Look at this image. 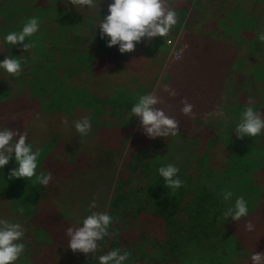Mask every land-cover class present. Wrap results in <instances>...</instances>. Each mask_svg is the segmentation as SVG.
Returning a JSON list of instances; mask_svg holds the SVG:
<instances>
[{
  "label": "trees",
  "instance_id": "trees-1",
  "mask_svg": "<svg viewBox=\"0 0 264 264\" xmlns=\"http://www.w3.org/2000/svg\"><path fill=\"white\" fill-rule=\"evenodd\" d=\"M8 1H11L12 4H20L22 9L29 13V17L33 16L35 10L37 12L43 11V9L39 7V5H41L40 3H42L39 2V0ZM2 2L6 3L5 0ZM104 2L106 1L101 0L99 3V0H96V3H99L98 15L101 20L107 14L108 3ZM191 2V0H188L187 5H190ZM228 3V6L224 3L223 6L229 10L228 13L234 12L235 14L234 17H229L231 21H228L227 24L222 26L225 33L230 32L228 35H235L232 29L234 24H236V17L246 15V12H249V3L252 4L253 2L249 0H230ZM57 4L59 6V8H57L58 11H60V9L69 10L64 12L60 11L61 14L59 15H62L60 23H62L63 27H71L73 20H75V25L79 26L80 29H95V25L98 21L97 10L82 9L78 6L74 7L72 10L70 6L67 7L68 4L62 5L61 2L58 3V0H56V5ZM15 7L18 6L14 5L12 7L14 15L20 13L19 9H15ZM45 8L46 5H44V10ZM56 16L57 14L55 17ZM261 17L264 19V15ZM43 18H45V15L39 16L41 29L38 32L39 37L37 41L43 40L45 34V38L48 39V42L53 44L55 41L54 38L57 39L58 36L51 33L53 31H49L48 27L46 28L45 23L42 21L44 20ZM243 18L245 17L243 16ZM53 21L55 22V19ZM13 23L19 24L18 22L16 23V19ZM262 24L258 27L257 31H263ZM5 25H7V20L4 22L0 21V35H2L3 30H5ZM96 32L99 34L98 26ZM47 34L50 38H47ZM66 38L68 39V36H66L65 33L62 38H59V41L64 43L61 44L59 48L56 46L53 48L51 47L53 50L52 54L63 47V52L58 54L62 55L65 53L64 56L68 55L72 57V59L70 58L67 62L68 64L66 66H61V62L54 60H49L50 62H47L45 58L42 59L41 67H48L49 71L45 73V77H41V67H37L38 64L36 66L33 65L31 83L28 87L23 86L21 82L13 84L14 81L11 78L6 80L11 83V86H8L5 85V82L2 80L3 77L0 79V120L10 129L21 132L25 131L28 120L27 117L30 114L29 110L39 102V100L38 102L33 100V98H36V92V96H39L41 99L42 106L47 98H49L46 107H43V112H55L58 110L68 114L70 110L80 106L85 108L86 111L91 112V114H88H90L89 118L92 127L86 137H81L72 127V124H69L65 129V133L63 132V137L65 136L66 139L70 141L68 146L64 145V139L57 134L61 127L57 130L53 126L54 128L52 130L50 129L46 134L44 133V135L40 136L43 139H41L39 143L34 144L32 141L28 140V142L33 144L34 149H40L37 172H43L45 174L51 173L52 179L47 186H42L37 183L35 177L31 179L16 178V181L15 179H9L8 170L15 166L14 162L10 160L9 164L0 172V194L10 198V208L12 209L13 206H15L14 210H17L16 206L18 205V200L16 199L19 197L14 195L13 191L27 181L31 196L22 199L24 203V206L21 207L23 208V215L34 217L32 219V224L36 225L35 228L42 230L45 228L52 237L59 240L65 235V229L72 226L68 221L70 217H77L79 223L80 219L86 214L85 210L88 209L89 202L93 198H96L98 193H101L102 197H100V199L98 198V200L95 199L96 208L90 209L89 211H107L106 207H109V205L117 207L114 205L113 200L115 199V203H121L123 205V210L124 208L126 210L128 209L129 213L134 214V212L137 211H147L148 213L160 214L162 210H154L152 204L149 205L147 210L141 207H132L130 204L132 201L127 200V198L131 197V193H128L130 196L125 193L128 191L127 188L129 186L127 185L129 181H125L123 178L125 175L122 176V173L128 172V170L133 172L135 168L137 169L139 167H143V169L146 168V170L148 167L151 168L152 166L157 168L163 165V162L173 163L180 169L178 175H186L184 172H188L190 168L194 167L195 171L191 176V182L194 180L196 183L200 182L205 185L199 187H202L205 191L202 190L201 192V190H199L196 194L197 198L209 195L210 191L221 193L223 189L230 188L234 192L233 200L236 196H243L245 198L248 203L249 215L241 218L239 221H233L231 218L225 220V218L222 217L224 218V222H227L226 228L228 237H223V240L219 239L217 241L214 237L208 236V234H204L205 236L200 237V235H196L194 234L195 232H192L191 229L193 228L189 227L192 224L191 219L194 220V216L191 215L190 208L187 210L184 207L185 209H180L178 213L177 211L172 212L169 214L171 218H168V222L165 223V232H167V236L169 237H165V241L162 242L155 241L152 251L148 253H144L143 248H141V250L136 249L137 251L133 253V256H139L137 261H141L140 264H142L143 260L140 258H143L144 255H146L147 262L150 264H184V261L191 258L195 252L206 254V264H224L225 259H229L232 256L237 257L239 256L238 254L245 250L243 249V244L238 247L240 240L236 234H242L248 242H251V245L255 244L256 247L260 246V240H256L258 231L256 232V229L251 232L245 231L244 224L246 220H251L258 229L264 231V145H260L257 141V137L251 138L245 136L238 139L235 133L231 132L237 114L248 103L250 98H245L244 95H240L234 100L226 99V102L221 107L225 111L226 119L220 120L219 118L209 116L207 124L198 137H189L187 135L181 137L178 134L177 136H179V138L177 140H175L177 136H170L158 138V141L154 143L152 138H148L143 134L136 117H132L128 120L127 112H129L133 102H131L127 96V91L132 89L129 88V83L127 85V69L125 71L121 70V66L127 64L128 59L122 56L119 57V55L123 54H120L118 50L109 51L102 45L99 46L101 49H99L98 52L76 51V47H69V40H63ZM252 39L253 41L251 40L249 43L250 48H257L259 42L255 39V36ZM35 44H37V42L32 43V46L38 50L39 47ZM257 60H260V58L257 57ZM77 62L78 64H76ZM59 69L62 72H59ZM262 71H264V67H261L260 63L252 72L253 77H255V75L257 76L258 73ZM74 73L76 75H73ZM0 74L4 75V73ZM61 76L65 78H74L73 84H76V86H73L68 92L61 91L58 87L60 84L65 83L64 78ZM120 78L121 86L117 88L113 87L110 97L99 98L89 93L90 96L87 94L88 89L86 85H90L91 81L93 84L96 83V81L98 82L100 91L103 85H105V87L114 85L113 80H120ZM263 80L264 77L261 81L264 82ZM140 81L141 80H139V83ZM35 82H37V85L39 82L40 85L37 89V85L34 84ZM79 83H81V85ZM123 89H125V91H123ZM87 97L89 100H87ZM93 99H102L101 101L103 104L96 106V102ZM123 100L126 102L124 103ZM251 100L255 109L260 111L262 116H264V106L259 105L253 99ZM59 125L60 124L56 125V127ZM55 130H57V133L52 134V131ZM134 130H136V133ZM137 133H139L137 136L133 135ZM226 133H232L236 139V142L233 140L230 142L231 147L224 144L227 139L225 137ZM27 134L30 136V133L27 132ZM261 135H264V133ZM139 138L140 142L138 143ZM148 139L152 140L153 144L148 145V147L145 145L141 146L142 141ZM176 141L179 142L175 143ZM47 142H50L51 146L50 143ZM127 142L128 148L127 150H123ZM44 143L47 144L42 145ZM90 145L96 147L94 153H92L94 150L90 149ZM112 147L116 150L117 155L114 154ZM216 147L221 151L220 163L216 162V152L213 151ZM122 150L123 156H121ZM137 152H139L140 160L131 163L135 160V158L132 157L133 154ZM110 155L115 159L114 161L112 159L113 162L110 159ZM129 157L132 158L130 159ZM142 159H144V161ZM102 167L105 169L109 167L111 171H105ZM109 173L110 175L112 174L111 177ZM95 174L103 175V177L95 176ZM147 176L151 178L150 183L152 186H156V189L157 186H160L166 192L170 190L164 186L162 178L156 174V171H152L151 173L148 172ZM18 182L20 183L17 184ZM149 188L151 189V191L149 190V195L156 191V189H153L151 186H149ZM51 190L61 192L60 196L53 204L44 200L46 196L45 193ZM220 196L221 195L216 199L212 198L214 199V205L228 203L222 198H219ZM189 202L190 201H188V203ZM168 203L171 205L172 211L176 203H180L178 200L175 201V192L172 193ZM128 205L132 208L125 207ZM36 206L41 209L38 213H34ZM195 206L196 204L192 206V209H194ZM32 207L33 210L31 209ZM157 211H159V213H157ZM204 218L205 215L202 213L201 220ZM228 222H230L232 226L228 227ZM207 227H210V224L204 225V229L200 228V230L203 231ZM235 229L242 233H236ZM230 232L232 234H230ZM254 235L256 241H253ZM170 237L174 238L171 239ZM224 241H234V244L232 247L227 248ZM101 242L102 240L98 243ZM127 249L128 252L133 251L131 246H128ZM210 249L211 251L207 253ZM42 256L44 257V255ZM79 258L81 259V256H79ZM81 261L84 264H92L91 259H83L82 257ZM137 261L134 260V263L138 264ZM235 262L238 264L237 260H235ZM228 263H230L229 260Z\"/></svg>",
  "mask_w": 264,
  "mask_h": 264
},
{
  "label": "rangeland",
  "instance_id": "rangeland-1",
  "mask_svg": "<svg viewBox=\"0 0 264 264\" xmlns=\"http://www.w3.org/2000/svg\"><path fill=\"white\" fill-rule=\"evenodd\" d=\"M2 1L3 0H0V21L4 22L5 20H7V25H5L6 28L5 30H3L2 35H0V60H2L5 55L9 57H16L18 60L21 61L23 69V71L15 77L6 73H4V75L0 74V79L3 77L2 80L5 82V85L11 86V83L9 81H6L7 79L11 78L14 81L13 84L21 82L23 86L28 87V85H30L31 83V71L33 65L36 66L38 64L37 67L40 68L41 63L43 61L42 59L44 58L47 62H50L49 60H54L57 62H61V66H66L68 64L67 62L70 58L72 59V57L68 55L64 56L65 53H63L62 55L58 54L63 52V47L60 48L54 54H52L53 50L51 49V47L53 48L54 46L59 48L61 44L64 43L60 42L59 38H62L65 33L66 36H68V39L66 38L63 40H69V47H76V51L79 52H81L82 50L84 52H98V50L101 49V47L99 48V46L101 45L109 51L117 50L116 46L106 47L105 40L107 38H105L104 40L100 39V35L98 34V32L95 31V29H80L79 26L75 25V20H73V24L71 27H63L62 23H60L62 15L59 14H61V12L69 10L60 9L61 12L58 11L57 8H59V6L58 4L56 5V0H39V2H42L40 3L41 5H39V7H41L43 11L37 12L35 10L33 13V16L38 17L40 15H45V18H43L44 20L42 21L45 23L46 28L48 27L49 31H53L51 33H54L56 34V36H58L57 39L54 38L55 41L53 42V44L48 42V39L45 38V34L43 40L37 41V38L39 37V33H37L29 39L31 43L37 42V44L35 45L39 47L38 50H36L35 47L32 46L29 50L23 52V49L20 45H17L11 49L10 45L3 43V33H7L13 30H19L20 26L26 20L25 18L29 17V13H27L26 10L22 9L21 5L18 3L12 4V2L8 0H5L6 3ZM105 1L106 2L104 3L110 2V0ZM187 1L188 0H167L168 5L174 7L178 13L177 25L171 30L168 37H156L153 40L147 42L142 40L141 43L136 45L134 51L119 55V57L122 56L128 59L127 64L121 66V70L125 71L127 69L128 71L127 85L129 83L128 86L132 90L127 91V96L129 97L131 102L134 103L138 95L152 91L153 89L157 91L159 87L166 86L165 78L163 79L164 82H161L162 78L160 76V65L163 61L165 64V61L169 58V54L172 51L170 47L175 41V91L176 94H179L182 93L183 89L185 88V86H181V82L179 81L181 80L180 77L182 76H180L179 66L181 67V64H183L182 62L185 61V53L189 48L186 45L190 43V41L188 42L186 39V34L183 33L190 31L191 33L194 32L196 34H200L202 37L206 35L205 37L200 38L204 42V45L202 44V46L204 47V53L201 51L200 53H198V55H194L198 58L201 57V53H203L204 59L207 58V60H217L218 62H221L222 67L224 63L227 66L223 68L226 71L225 80H223V83L218 86L216 94L214 95L217 97L215 100L216 102L214 104L215 107L209 110L208 114H202V118H197V127L190 128L188 133L182 132L181 134L180 131L178 133L181 137L186 135L189 137H198L201 134L202 129L207 124V120L210 116L209 114L218 111V109L224 105L226 99L234 100L238 96L244 95L245 98H251L259 105L264 106V82L261 81L264 77V71L259 72L257 76L255 75V77H253L252 75V72L260 65V63L261 67H264V44L259 43V46H257V48H250L249 46L250 41H253L252 38L256 36V33L258 32L257 29L262 23L264 31V19H262L261 17L262 15H264V0H249L250 2H253L252 4L249 3V12L247 11L246 15L237 16L235 19L236 24H234V27L232 29L235 35H228L230 32L225 33L222 26L227 24L228 21H231L229 17H234L235 14L234 12L228 13L229 10H227L223 6V3L228 6V1L230 0H191L192 2L190 5H187ZM59 2H61L62 5L68 4L67 0H58V3ZM14 5L18 6L15 7V9H19V14H13L14 10L12 9V7ZM44 5H46L45 10ZM69 6L72 10L74 9V7H72L70 4H68L67 7ZM93 9L97 10V8ZM56 14L57 16L55 17ZM243 16L245 18H243ZM15 19L16 23L18 22L19 24L13 23V21L15 22ZM54 19L55 22L53 21ZM48 34L47 38H50ZM179 34H182L184 38L182 37L178 39L177 36ZM172 54L174 56V53ZM178 55L179 58H177ZM257 57H259L260 60H257ZM195 59L192 60V56L190 55V60L194 61ZM167 62H169V60ZM76 64H78V62ZM219 66H221L220 63ZM48 71V67L44 68L42 66L40 68V72L42 74L41 77H45V73H48ZM60 71L61 70L59 69V72ZM191 72V74H194L193 71ZM73 75L76 74L74 73ZM64 76L61 77L64 78L65 83L60 84L58 89H60L61 91L68 92V90L72 89L73 86L75 87L76 84H73L74 78H65ZM191 76L193 77V75ZM121 78L120 80H113L114 85H108L107 87L103 85L100 91L99 84L97 81L94 84L91 81L90 85H86L85 83L83 84L87 86V94L89 93L99 98H106L107 96H111L113 87L117 88L121 86ZM160 78L161 80H159ZM139 80H141L140 83ZM199 81H201L199 83L200 86H194V93L197 94L198 92V94L202 96L205 95L201 91L204 90L206 84L205 82H203L204 80L202 77H199ZM34 84L37 85V82H35ZM79 84L81 85V83ZM176 84H178V86H176ZM39 86L40 85L38 82L36 89L39 88ZM123 91H125V89H123ZM205 96L208 97L209 94L207 93ZM35 97L37 99L33 98V100L36 102H38L39 100V102L36 103L29 110L30 114L27 117L28 120L26 123V131L30 133V136H28V140L32 141V143L34 144L39 143V141L43 139L40 136L44 135V133L46 134V132L50 131V129L52 130L54 127L57 130L60 127H63L62 129L60 128L61 130H58V133L57 130L52 131V134H59V136L64 139V145L68 146L70 144V141H68L65 136L63 137V132L65 133L66 127H68L69 124H72L73 121L78 120L83 116L90 117L91 112L86 111L85 108H82L80 106L77 107L79 110L77 108H74L70 110V113L68 114H65L58 110L55 112H43V107H46V104L48 103L47 100L49 98H47V100L42 106L41 99L39 96H36V92ZM87 100H89L88 97ZM93 100H95L96 106L103 104V102L101 101L102 99ZM123 102L125 103L126 101L123 100ZM62 119H67V125H63L61 123ZM175 119L180 122V119H178L177 117H175ZM0 122V125L5 126L4 122H2L1 120ZM58 124H60L61 126L59 125L58 127H56V125ZM182 124L186 125L187 123ZM134 131L136 133V130ZM138 134L139 133L133 135L137 136ZM179 136L175 137V140H177ZM225 137L227 138L224 142L226 146H230V142L232 140L236 142V139L232 133H226ZM157 141L158 138L153 139L154 143H156ZM257 141L260 143L261 146H263L264 135L257 137ZM139 142L140 138L138 139V143ZM178 142L179 141H176L175 143ZM47 143H44L42 145H45ZM151 144H153L152 140L148 139L143 140L141 146L145 145L146 147H148V145ZM127 148L128 142L126 143L123 150H127ZM90 149L94 150L92 151V153H94L96 147L90 145ZM112 149L114 150V154L117 155L116 150L113 147ZM123 150L121 156L124 155ZM213 151L216 152V162L220 163L221 151L217 147ZM139 152L133 154L132 157L135 158V160H133L131 163L140 160ZM112 155H110L111 161L113 159ZM132 157L129 158L131 159ZM114 160L115 159H113V161ZM142 160L144 161V159ZM162 164H166V162H163ZM153 167L154 166H152L151 168L148 167V171L146 170V168L143 169V167H139L137 169L135 168L133 172H130L129 170L128 172H123L122 176L125 175V177L123 178L125 179V181H129V184L127 185L129 186L127 188L128 191H126L125 193H131V197L127 198V200L132 201L130 203L132 207H141L144 210H147L149 208V205L152 204L154 210H162V212L160 214H154L148 213L147 211H137L134 212V215L132 213H129L128 209L126 210L124 208L123 210V205L121 203L119 204L118 202L115 203L114 199V205L117 207L111 205H109V207H106L107 212L113 217V222L109 227V231L110 233H113V235H111L110 237H105L101 243H98V249L94 255L73 252L72 250L68 249L66 235L62 236L59 240L55 237H52V235L48 233L45 228L44 230L35 228L36 225L32 224V219L34 217L24 216L23 214L21 215L17 210H14L15 206H13V208L11 209L9 206L10 198L7 196H2L0 194V218H7L13 221L20 222L25 228V235L22 241L25 245V251L21 254V257L15 262V264H84L81 261L82 257L83 259H91L92 264H97V256L115 248H121L122 250L128 251V246H131L133 248V251H129L130 256L127 264H137L134 263V260L137 261L139 256H133V253L137 251L136 249L141 250V248H143L144 253H148L152 251L153 244L155 243V241H165V237H169L167 236V232H165V223L168 222V218H171L169 217V214L176 211L178 213L180 209L184 210L185 208L187 210H189L188 208H190L191 215L194 216V220L191 219L192 224L189 227L193 228L191 230L193 233L195 232L194 234L200 235V237L205 236L204 234H208V236L214 237L217 241L219 239L223 240V237H228V231L226 228L227 222H224V218H222V212L228 207L230 202L222 203L220 205H214V199H216L220 195V193H218L217 191H210L209 195L202 198H197V192L199 190H201V192L202 190H205L202 187L199 188L201 185L204 184H201L200 182L196 183V181L194 180L191 182V176L194 174L195 171L194 167L191 166L192 168H190L188 172H184L186 173V175L179 174L180 178L183 180L184 183L181 188L175 191V201L178 200V202L180 201V203H176V206L173 211L171 205L168 203V200L171 198L173 191L169 190L168 192H166L160 186H157L156 189V186H152L150 183L151 178L147 176V173L156 171V167ZM102 169L105 168L102 167ZM150 169L152 170L149 171ZM106 170H110V168L108 167L107 169H105V171ZM96 175L103 177V175L95 174V176ZM109 176L111 177L112 174L110 175L109 173ZM19 183L20 182H18L17 184ZM149 186L153 187V189H156V191L150 195L149 193L151 189L149 188ZM60 193V191L54 190L46 192L44 200L49 202L50 204H53L60 196ZM97 193L98 192L96 187V194ZM13 194L19 197L16 199L18 200V205L16 206V208L18 209L23 207L24 203L22 199L29 198L31 196L28 182L25 181L24 183H22L18 188L13 191ZM100 197H102V195L101 193H98L95 199L98 200V198L100 199ZM219 198H222V196H220ZM188 201L190 202L188 203ZM194 204H196V206L194 207V209H192V206ZM125 207L129 208L130 206L128 205ZM31 209L33 210V207ZM40 210L41 209L36 206V210L34 211V213H38ZM157 213H159V211H157ZM202 213L205 215V218L201 220ZM68 221L70 224H72V226L78 224L77 217L75 216L70 217ZM207 224H210V227H207L203 231L200 230V228H203V226ZM229 226H232L230 222H228V227ZM254 229H256V232L258 231L256 240H260L261 245L258 247H256L255 244L251 245V242H248L247 239L242 236V234H236L238 239L240 240L238 243V247L243 244V249L245 250L244 252L238 254L239 256L237 257L232 256L229 259H225L224 264H236L235 260H237L238 264H250L249 256L252 252H264V231L258 229L256 225ZM235 232L242 233L236 229ZM230 234L232 233L230 232ZM170 238L172 239L174 237ZM253 239V241H256L255 235ZM224 242L227 248L232 247L234 244V241ZM210 251L211 249L207 253H209ZM42 255H44V257ZM205 255L200 252H195L191 258L184 261V264H206ZM79 256H81V259L79 258ZM140 259H143L142 264H150L147 262L146 255H144V257ZM228 260L230 261V263H228ZM140 263L141 261L138 262V264Z\"/></svg>",
  "mask_w": 264,
  "mask_h": 264
},
{
  "label": "clouds",
  "instance_id": "clouds-1",
  "mask_svg": "<svg viewBox=\"0 0 264 264\" xmlns=\"http://www.w3.org/2000/svg\"><path fill=\"white\" fill-rule=\"evenodd\" d=\"M72 7L91 10L97 8L98 26L100 39L105 40L106 47L116 46L120 54L134 51L141 41H151L156 37L166 38L171 30L177 25L178 13L174 7L168 5L167 0H110L107 6V14L101 20L98 15L96 0H67ZM41 29L40 19L31 16L20 26L19 30L3 33L4 44L10 45L11 49L20 45L23 52L32 47L30 39ZM255 39L264 44V31H258ZM179 58V55L177 56ZM23 71L21 61L16 57L4 56L0 60V73H6L13 77ZM169 96H175L176 91L164 86L162 89ZM161 99L155 89L138 95L128 112V120L136 117L140 129L148 138L175 137L178 135L179 122L168 115L163 108L157 107ZM180 111L184 115L192 114L193 105L182 101ZM213 118L225 120V111L221 108L209 114ZM61 123L67 125V119ZM72 127L81 136L86 137L92 127L88 116H83L72 122ZM236 137H258L264 133V116L253 106L251 98L239 111L234 122L232 131ZM40 157V149L33 147L28 142L27 131H18L0 125V172L14 162V167L8 170V178L31 179L42 186H47L52 179L51 173L37 172ZM180 169L173 163H166L156 168V174L162 178L164 186L175 192L183 186V180L178 175ZM220 195L225 202H231L230 206L223 210L222 215L226 219L239 221L249 215L248 203L243 196H236L230 188H225ZM96 208L93 198L85 210L86 214L79 223L65 229L67 247L73 252L95 254L98 242L105 237H110L109 227L113 217L107 211H89ZM17 211L22 215L23 208ZM245 231L251 232L255 225L251 220H246ZM25 235L24 226L17 221L0 218V264H15L25 251L22 242ZM130 253L121 248L109 250L96 257L97 264H127ZM250 264H264V252H252L249 256Z\"/></svg>",
  "mask_w": 264,
  "mask_h": 264
},
{
  "label": "crops",
  "instance_id": "crops-1",
  "mask_svg": "<svg viewBox=\"0 0 264 264\" xmlns=\"http://www.w3.org/2000/svg\"><path fill=\"white\" fill-rule=\"evenodd\" d=\"M183 34H186L187 41H190V43L186 45L189 48L185 53V63L182 62L183 64H181V67L179 66L180 76L182 75L180 77L181 80L179 81L181 82V86L183 85L185 88L182 93L176 94L175 96H169L167 92H164L162 90L164 86L157 89L159 98L162 101L159 105H157V107L163 108L168 115L180 119L178 131H180L181 134L182 132L188 133L190 128L197 127V118H202V114H208L209 110L215 107L214 104L217 97L214 95L216 94L218 86H220L223 83V80H225L226 71L223 68L227 66L224 63L222 67L221 62H218L217 60L214 61L213 59H204V47L202 46V44L204 45V42L200 39L202 37L200 34H196L194 32L191 33L190 31L184 32ZM182 37V34L177 36L178 39ZM170 48L172 49L170 54L174 53V56L173 54H169V58L167 60L165 59V64L164 61L162 62L160 65V76L162 78V83L165 78L166 86L175 90V41L172 43ZM201 51L203 52L201 53V57L197 58L194 54L198 55ZM190 55L192 56V60L195 58L197 59L194 61L190 60ZM168 60L169 62H167ZM219 63L221 66H219ZM191 71H193L194 74H191ZM190 74L193 75V77ZM199 77H202L204 80L203 82L206 84V87H204L203 90L204 92H201L205 95L208 93V97L205 95L201 96L198 92L197 94L194 93V86H200L199 83L201 81H199ZM161 78L159 80H161ZM176 86H178V84H176ZM182 101H187L193 105L192 114L184 115L181 113L180 108L183 106ZM182 123L187 124L185 125Z\"/></svg>",
  "mask_w": 264,
  "mask_h": 264
}]
</instances>
